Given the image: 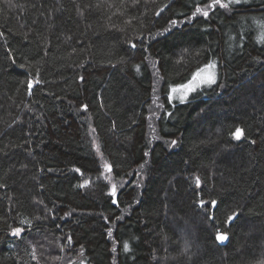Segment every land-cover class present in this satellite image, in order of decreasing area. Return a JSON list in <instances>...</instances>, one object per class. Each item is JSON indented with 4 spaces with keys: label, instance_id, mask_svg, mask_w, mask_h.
<instances>
[{
    "label": "trees",
    "instance_id": "trees-1",
    "mask_svg": "<svg viewBox=\"0 0 264 264\" xmlns=\"http://www.w3.org/2000/svg\"><path fill=\"white\" fill-rule=\"evenodd\" d=\"M211 3L0 0V264H264V0Z\"/></svg>",
    "mask_w": 264,
    "mask_h": 264
},
{
    "label": "snow or ice",
    "instance_id": "snow-or-ice-1",
    "mask_svg": "<svg viewBox=\"0 0 264 264\" xmlns=\"http://www.w3.org/2000/svg\"><path fill=\"white\" fill-rule=\"evenodd\" d=\"M232 2H235V3H239V0H229V3H232ZM229 3H224L223 0H212V3L208 5V7H213L215 5H218L219 7L221 8H227L229 6ZM197 12H200L201 9L200 8H197L196 9ZM205 17L208 16V12L207 10H204L203 13H202ZM174 23V22H173ZM133 47H135V45H133ZM215 63H211V64H208L206 65V68L205 69H201L199 70L196 74H194L192 80L193 82H190L189 84L187 85H181L180 88H173L172 91L173 92H177V91H181L183 90V95L180 97L181 99V102L184 101V99H186L187 97V94L191 91H194L195 90V87H197L200 83H204V84H208V85H211V84H214L216 82V74L214 71H207V74L206 75H202V73L206 72L207 69H214L215 68ZM39 81H37L38 83ZM32 87V84L31 82L29 83V88ZM169 99H171V97H169ZM86 107V106H85ZM244 129L242 128H239L237 127L235 129V131L232 133L233 137L236 139V140H240L243 136H244ZM173 144L176 143V141H172ZM109 171H111V169L109 168L108 169ZM196 184L197 186L199 187L200 185V180H199V177L196 178ZM83 186V185H81ZM113 195H115V185H113ZM113 203H115V201H113ZM217 205V201L216 200H212L211 201V206L214 208L215 206ZM201 206L203 207L204 204H203V201H201ZM237 214L236 213H233L232 216H229L228 217V221H231L235 218ZM23 230L20 229V228H17L14 230L13 232V235H16V236H19L21 234ZM228 239V236L226 233H220V232H217V235H216V240L217 241H220V242H224ZM124 249L125 251L128 250V245L127 243L124 244ZM115 251V249H113Z\"/></svg>",
    "mask_w": 264,
    "mask_h": 264
},
{
    "label": "rangeland",
    "instance_id": "rangeland-1",
    "mask_svg": "<svg viewBox=\"0 0 264 264\" xmlns=\"http://www.w3.org/2000/svg\"><path fill=\"white\" fill-rule=\"evenodd\" d=\"M211 63H213V62H211ZM211 63H209V64H211ZM214 63H215V62H214ZM215 65H216V66H215L214 69H207L206 72L202 73V75H206V74H207V71H214L215 74H216V81H217V64L215 63ZM205 68H206V66L203 67L202 69H205ZM195 74H196V73H195ZM193 76H194V74H193ZM193 76H192V78H193ZM192 78L189 80V82H187V83H185V84H183V85H187V84H189L190 82H193ZM193 83H195V82H193ZM215 83H216V82H215ZM215 83H214V84H215ZM211 85H213V84H211ZM211 85L204 84V83H200L197 87H195V90H194V91H191V92H189V93L187 94V97H186V99H184L183 102H185L186 100H188V99L191 97V95H193L194 93H196L198 90H201V89H203V88H208V87H210ZM173 88H176V87H173ZM173 88L170 89V92H169V95H168V97H171V99H169V101L172 102V103H174V102H181L180 97L184 94V93H183V90H181V91H177V92H173V91H172ZM177 88H180V86L177 87Z\"/></svg>",
    "mask_w": 264,
    "mask_h": 264
},
{
    "label": "water",
    "instance_id": "water-1",
    "mask_svg": "<svg viewBox=\"0 0 264 264\" xmlns=\"http://www.w3.org/2000/svg\"><path fill=\"white\" fill-rule=\"evenodd\" d=\"M233 220L229 221V223H231Z\"/></svg>",
    "mask_w": 264,
    "mask_h": 264
}]
</instances>
